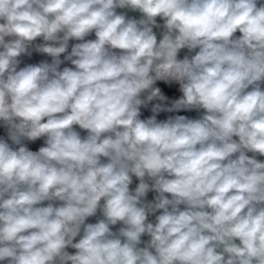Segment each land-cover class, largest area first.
<instances>
[{
  "label": "clouds",
  "instance_id": "9594fccd",
  "mask_svg": "<svg viewBox=\"0 0 264 264\" xmlns=\"http://www.w3.org/2000/svg\"><path fill=\"white\" fill-rule=\"evenodd\" d=\"M262 85L260 0H0V262L264 264Z\"/></svg>",
  "mask_w": 264,
  "mask_h": 264
},
{
  "label": "crops",
  "instance_id": "0c3cea01",
  "mask_svg": "<svg viewBox=\"0 0 264 264\" xmlns=\"http://www.w3.org/2000/svg\"><path fill=\"white\" fill-rule=\"evenodd\" d=\"M260 3H264V0H260ZM117 12L118 13H125L129 18H136V19H139L140 18V14L138 12H132L128 9H117ZM157 23L162 25L163 24V21L160 19V18H157ZM153 31L156 33L157 35V38L160 39L161 38V33L163 31L162 27L161 28H154ZM237 36L239 35V33L236 34ZM86 39H95V34L92 33L90 34L88 37H86ZM37 42H40V41H37ZM74 43H77V41H70L69 42V51L71 49V45L74 44ZM198 51V50H196ZM195 54V51L193 52H189V50L187 49H182L180 51V53L178 54V59H183L184 56H191V55H194ZM63 57V55H62ZM20 60H21V63L19 65V67H24L25 65H28V64H38L40 63L41 61H44V60H47L49 62H51V57H48L44 54H40V53H36V52H33L31 56H27V55H24V56H21L20 57ZM63 60V59H62ZM63 67H73L71 65V63L69 61H65L62 65H61V68ZM154 87H158L160 88L161 90V93L167 97V99L165 101H157V100H154L152 101L151 103H149V105L147 107H141V119H147L149 117H151V115H153L151 109H152V106L156 103H162L164 104L165 106H170L172 101L180 98L182 96V93L180 92L179 90V84L178 83H172V84H168V83H165L163 81H157L156 84L154 85ZM262 88H264V85H262ZM176 115H184L190 119H198L200 118L202 115H203V110H191V111H179V112H160L157 114V119L160 120V121H163V120H166L168 119L170 116H176ZM77 131L80 132L81 136H86L87 133L84 131V130H80L77 126L76 128ZM0 138H4V139H7V132H6V129L0 125ZM24 143L26 144V146L30 149V150H33V151H36L38 150V148L40 146H43V138L35 141V142H30V141H24ZM249 155H251V153H249ZM258 159L260 160H264V157H257ZM106 162V161H105ZM139 183V181L133 177V183L130 185V188L131 189H135L136 185ZM156 193L155 192H149L147 194V197L146 199L148 201H152L155 197ZM183 207V206H181ZM157 215L159 213H156ZM102 215L101 213L98 211L96 216H93V217H90L88 218V220L86 221V223H95L97 222L99 219H102ZM149 220L150 221H154L155 220V216H150L149 217ZM120 227V225H116V226H113L112 230L113 231H116L118 228ZM79 239V237H77V240ZM149 239L148 236H144L142 237V240L143 241H147ZM75 242V241H74ZM143 246V245H141ZM70 253H74L75 250L74 249H67ZM0 264H6V262H0Z\"/></svg>",
  "mask_w": 264,
  "mask_h": 264
},
{
  "label": "built area",
  "instance_id": "2783aa9c",
  "mask_svg": "<svg viewBox=\"0 0 264 264\" xmlns=\"http://www.w3.org/2000/svg\"><path fill=\"white\" fill-rule=\"evenodd\" d=\"M61 59H63V57L61 56Z\"/></svg>",
  "mask_w": 264,
  "mask_h": 264
}]
</instances>
